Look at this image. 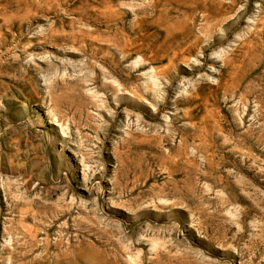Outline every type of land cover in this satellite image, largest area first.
<instances>
[{
  "label": "rangeland",
  "instance_id": "1",
  "mask_svg": "<svg viewBox=\"0 0 264 264\" xmlns=\"http://www.w3.org/2000/svg\"><path fill=\"white\" fill-rule=\"evenodd\" d=\"M0 264H264V0H0Z\"/></svg>",
  "mask_w": 264,
  "mask_h": 264
}]
</instances>
